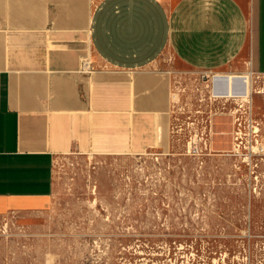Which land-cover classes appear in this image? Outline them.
<instances>
[{"label":"crops","instance_id":"obj_1","mask_svg":"<svg viewBox=\"0 0 264 264\" xmlns=\"http://www.w3.org/2000/svg\"><path fill=\"white\" fill-rule=\"evenodd\" d=\"M264 73V0H0V215L49 208L54 160L168 142L179 70Z\"/></svg>","mask_w":264,"mask_h":264},{"label":"rangeland","instance_id":"obj_2","mask_svg":"<svg viewBox=\"0 0 264 264\" xmlns=\"http://www.w3.org/2000/svg\"><path fill=\"white\" fill-rule=\"evenodd\" d=\"M260 76L249 80L256 151L245 116L234 139L232 120L218 116L216 101L208 104L211 114L217 112L213 148L187 150L197 122L186 116L187 106L179 109L185 100L176 93L162 147L56 156L49 208L0 215V264H264ZM206 106L190 107L197 115L195 109Z\"/></svg>","mask_w":264,"mask_h":264},{"label":"built area","instance_id":"obj_3","mask_svg":"<svg viewBox=\"0 0 264 264\" xmlns=\"http://www.w3.org/2000/svg\"><path fill=\"white\" fill-rule=\"evenodd\" d=\"M249 80H253L254 77H261L264 73L255 72L253 70L247 71ZM226 75L219 72H213L210 70H179L173 76L171 100L177 93L178 96H182L185 100V105L179 107V109L187 106L186 116L188 118H194L196 126L189 130L186 142L184 146L187 150L193 152L211 150L213 147L214 135L213 130V116L217 112H212V107L208 109V104L213 101L219 104L218 116H227L232 120L233 126V138L237 139L242 131V118L245 116L249 123V130L252 133L251 148L256 151L257 144V125L253 116V90L250 93H246L243 97L240 91H234V93H223L224 84L222 79H225ZM244 79V78H243ZM228 87L229 79H228ZM248 84V83H247ZM226 87V86H225ZM239 90V89H238ZM174 101V100H173ZM195 102L206 103V108L195 109L197 115L193 114L190 106ZM184 113V109L181 110ZM196 115V116H195ZM198 120V121H197ZM223 135V134H222Z\"/></svg>","mask_w":264,"mask_h":264},{"label":"bare ground","instance_id":"obj_4","mask_svg":"<svg viewBox=\"0 0 264 264\" xmlns=\"http://www.w3.org/2000/svg\"><path fill=\"white\" fill-rule=\"evenodd\" d=\"M250 70V69H249ZM248 73H242V74H233V73H229L226 74V76L224 77L225 79H222V82L224 84V89H223V93H234V91H240L242 96L245 97L246 93H250L251 88H250V81H249V77H247ZM244 78V79H243ZM228 79H229V86L228 87ZM248 83V84H247ZM226 86V87H225ZM239 89V90H238ZM221 134H224V131L220 132ZM213 147V145H212Z\"/></svg>","mask_w":264,"mask_h":264}]
</instances>
